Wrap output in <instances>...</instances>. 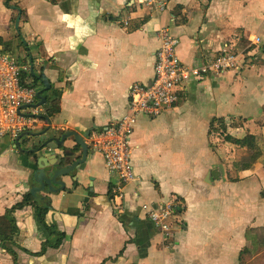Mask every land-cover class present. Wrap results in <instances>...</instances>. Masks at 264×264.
I'll return each instance as SVG.
<instances>
[{
  "label": "crops",
  "instance_id": "1",
  "mask_svg": "<svg viewBox=\"0 0 264 264\" xmlns=\"http://www.w3.org/2000/svg\"><path fill=\"white\" fill-rule=\"evenodd\" d=\"M14 1L24 13L21 35L37 73L62 94L61 112L45 117L40 132L51 127L85 134L125 116L130 87L154 78L162 29L180 40L178 55L186 67L200 66L225 49L240 52L236 69L190 79L173 109L157 118L140 117L131 143L137 179L125 189L121 212L109 196L117 182L92 149L74 176L62 179L65 188L39 195L51 204L47 223L65 235L58 249L31 255L57 236L43 227L33 207L18 210L19 263L239 264L247 229L264 228V66H243L246 52L230 38L238 29L247 38L256 34L253 46L256 38L264 40L253 0H245L247 15L241 0H161L163 11L137 0ZM13 10L0 0L7 28ZM227 135L255 138L261 155L250 168L243 169L241 161L254 151L226 141ZM2 141L8 147L0 150V159L13 167L1 172L10 175L6 191L0 183V216L39 186L22 153L34 140L26 138L18 149ZM74 145L72 139L66 143ZM170 203L176 209L165 233L149 212ZM0 264H13L1 247Z\"/></svg>",
  "mask_w": 264,
  "mask_h": 264
},
{
  "label": "built area",
  "instance_id": "2",
  "mask_svg": "<svg viewBox=\"0 0 264 264\" xmlns=\"http://www.w3.org/2000/svg\"><path fill=\"white\" fill-rule=\"evenodd\" d=\"M139 4L155 5L164 10L161 0H137ZM161 46L156 53L154 78L149 84L136 83L130 87L129 108L125 116L108 127L91 132L86 138L90 149L100 154L108 172L116 180L112 191L117 211L125 205V189L134 183L137 176L132 163L131 143L140 117L157 118L173 109L190 79L224 74L237 66L239 54L232 48L221 52L220 57L208 64L186 67L178 55L180 40L169 29L161 30ZM261 43L260 38L254 44ZM14 54L0 45V141L9 140L14 149L21 147L22 135L40 132L45 116L43 107H37L35 76L39 75L33 59H16ZM175 204L151 208L150 220L162 232H169L168 221L175 213Z\"/></svg>",
  "mask_w": 264,
  "mask_h": 264
},
{
  "label": "water",
  "instance_id": "3",
  "mask_svg": "<svg viewBox=\"0 0 264 264\" xmlns=\"http://www.w3.org/2000/svg\"><path fill=\"white\" fill-rule=\"evenodd\" d=\"M19 12L21 13V11ZM19 22L20 19H18L16 23L17 29H19ZM34 76L41 84L37 88V98L39 100L37 107H43L48 101L43 95V85L45 86V90L49 91L50 83L47 79H41L36 74H34ZM91 132L92 131H89L84 135L71 130L55 132L52 131L51 127H48L42 132L25 134L19 138V140H25L29 137L33 139L35 143L29 151L34 152L35 155L30 159V163H35L37 165V169L34 170V178L36 182L39 183V186L31 190L36 200H39V195L41 193L52 192L55 186L60 185L65 188L62 179L74 176L75 172L87 162L89 156L94 154L90 151L86 142V138L90 136ZM70 139H73L75 143L74 146L77 145L80 147V153H75L73 151L74 147H66V143ZM51 157L54 161L50 160Z\"/></svg>",
  "mask_w": 264,
  "mask_h": 264
},
{
  "label": "rangeland",
  "instance_id": "4",
  "mask_svg": "<svg viewBox=\"0 0 264 264\" xmlns=\"http://www.w3.org/2000/svg\"><path fill=\"white\" fill-rule=\"evenodd\" d=\"M3 1H5V0H3ZM15 2L16 1L12 2L11 4L12 5L18 4ZM241 2H242L240 4L241 13H242V15H247L248 11H245V10L249 9L248 8L249 4L245 0H241ZM253 2H254V5L256 4V6L253 7V9H255L257 7L258 11H261L260 17H261V19L263 18V23H264V0H253ZM140 5H144V4H140ZM147 5L150 6L149 4H147ZM18 19H20V22H19V29L17 30L16 23H17ZM22 20H25L24 13L21 14V13H19L18 10H13V13L11 15L10 28L8 27L9 28L8 29L6 26V24H7L6 16L4 14L0 15V31H1L0 33H2V35H4V38H5L4 39L3 37H0V45L4 49L9 51L10 53L14 54L13 56L16 59L26 60L24 58L28 57V51H27V47H26L25 42H24L25 40L23 39L24 37H23V35H21V33H22V29H21ZM259 27H260V24H259ZM242 30H245V29H242ZM238 31H240V30L237 29V31H235V34H237V35H234V33H231L232 36L230 38L233 37V39L237 43L238 49L240 51L245 50V52H246V59H245L243 66H246V65L249 66L252 64L258 65L259 68L262 65L264 66V63H263L264 60L262 59V57L264 56V40L262 41V43H259L258 46H253L251 44L250 40H251V37L255 36L256 34H250L249 37L247 38L245 36V33L239 34ZM24 33L26 34V32H24ZM25 34H24L25 38L28 39V37H26ZM235 42H230V43L233 44ZM249 50L252 52L251 53L252 55H248L247 52ZM235 53L240 55V52L238 50H235ZM220 55H221V52L218 53L216 56H214L212 60H208L207 62H205L203 64H208V63H212V62L216 61L220 57ZM38 63H39V66H41V63L39 61H38ZM237 67H238V62H237L236 68ZM38 69L40 71L41 67ZM220 75H223V74H219V75L216 73L212 74L213 77H218ZM205 77H208V76H202L199 79L205 78ZM44 113H45V111H44ZM7 144H8L7 141H1L0 142V150H2L3 148L7 149V147H8ZM9 151H10V149H9ZM12 156H14V155H12ZM249 158H250V156L243 158L241 163H245L246 161H248ZM1 163H3V164H1ZM12 167H13V162H11V161L3 162V160L0 159V183H3V186H5L6 189L4 191H6L8 189V185H9L8 175H10V174L6 175V173H1V172H2V169L12 170ZM0 185H2V184H0ZM245 235H246L245 236L246 238L248 236V237H250L251 240L249 238H247L248 240H247L246 245L243 247V253H242L241 259L239 261V264H264V228H259V229H250L249 228V229H247ZM255 243H256V245H255ZM247 248H249V250Z\"/></svg>",
  "mask_w": 264,
  "mask_h": 264
},
{
  "label": "trees",
  "instance_id": "5",
  "mask_svg": "<svg viewBox=\"0 0 264 264\" xmlns=\"http://www.w3.org/2000/svg\"><path fill=\"white\" fill-rule=\"evenodd\" d=\"M13 1L14 0H5V6L9 9H15V10L21 11V14H22L23 11L20 9L18 4H14V5L11 4ZM38 76L41 79H45V76L43 75V73L39 74ZM37 83H38V81H37V79H35V84H37ZM43 90H44V93L50 94V92H51L50 96L47 95V97H46L48 101L44 105V108L46 110V114H45V116H43V118H45V117L48 118V116L50 117V116H53L55 114L60 113L61 112V96H62V94L59 91H56V90L54 91L53 89L46 91L44 89V85H43ZM216 122H219L220 124L223 123L222 119H217ZM222 127L224 129H226L224 127V125H222ZM226 141L233 143L235 145H239L241 147H248L254 151L253 154L248 159V161H246L245 163H241L243 169L250 168L252 166V164L255 161H257V159L261 155L259 152H256V145H255V138L254 137L248 136L242 140H239V139H235V138L227 135ZM63 149H65V148H63ZM73 151L75 153H80L81 149L79 146L76 145V146H74ZM22 153H23V156H25V158H24L25 166L31 167L32 169L36 170L37 165L35 163L31 164L29 162V160L35 156L34 152L29 151V150H22ZM78 158H80V157H78ZM112 191H113V189H110V192H109V196L111 199L113 198ZM29 206H31L35 209V212L37 214L39 222L43 225V227L51 235H56L57 240L55 243H52L50 241L45 242L43 244L42 250L39 253L31 254L28 251H26L25 249H21V250H23L26 253H29L33 256L40 257L46 253L47 248L58 249L61 246V244L65 238V235L63 233L58 232L55 226H50L47 223L46 217H47V214L49 213V211L51 210L50 202L42 201L41 198L39 200H36V198L33 196V194L29 193L23 197V200L20 203L16 204L12 209L7 211V213L4 216H0V247L2 249H4L11 256V258L13 260V264H20L19 263V254L17 252V248H19V245L15 240V238L19 235L20 230L17 226V220L15 218V213L18 210H23ZM248 238L250 239V237H248ZM255 245H256V243H255Z\"/></svg>",
  "mask_w": 264,
  "mask_h": 264
}]
</instances>
